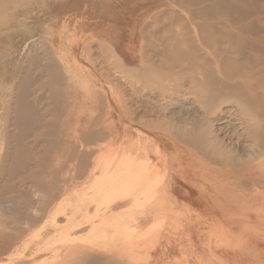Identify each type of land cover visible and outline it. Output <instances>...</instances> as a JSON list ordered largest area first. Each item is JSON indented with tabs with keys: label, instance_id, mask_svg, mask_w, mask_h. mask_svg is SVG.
I'll use <instances>...</instances> for the list:
<instances>
[{
	"label": "bare ground",
	"instance_id": "bare-ground-1",
	"mask_svg": "<svg viewBox=\"0 0 264 264\" xmlns=\"http://www.w3.org/2000/svg\"><path fill=\"white\" fill-rule=\"evenodd\" d=\"M18 1L0 264H264V0H128L123 27L117 0H86L111 21Z\"/></svg>",
	"mask_w": 264,
	"mask_h": 264
},
{
	"label": "rangeland",
	"instance_id": "rangeland-1",
	"mask_svg": "<svg viewBox=\"0 0 264 264\" xmlns=\"http://www.w3.org/2000/svg\"><path fill=\"white\" fill-rule=\"evenodd\" d=\"M10 3L12 2V0H9ZM120 3V8H122L123 11V16H120L116 14V11L112 10L111 8L105 7L99 3H94V4H89L86 0H65L64 3H60V4H56L55 3V9L58 10L57 14H60V20L62 21V19H67L70 15L68 13H65L67 11V9H75V11H80L81 15H83V17H87V18H91L92 16H97L98 18H102V19H107L108 20H113V18L115 16H117L116 18V24H118L120 27L126 26L129 22V13H130V5L128 0H117ZM19 2L20 0L15 4L16 6H19ZM119 7V4H118ZM3 9V8H2ZM86 9V11H85ZM6 13V18H8L10 15H12V12L14 11V9L12 8V5L10 4L8 7L5 6L4 9ZM29 10V9H28ZM10 13V14H9ZM116 14V15H115ZM19 16V14H18ZM30 17V14H29ZM20 18L23 19V17L20 15ZM140 25H142V21L140 23ZM25 28H28L30 30V34H33L32 32H34V29H31L30 27H27L25 25ZM23 28V29H25ZM22 29V30H23ZM21 31L13 38V42L10 48V54L8 55V57L6 56V69L11 70L14 66V62L16 64H21L23 61L27 60V56L29 54L28 51H30V47H31V39L32 37L35 38L33 35L29 36L27 35V39L24 40V42H19L18 41V36L21 37ZM26 38V37H25ZM140 39V38H139ZM20 45V46H19ZM11 57H13L14 62L11 63ZM108 58V57H107ZM8 60V61H7ZM128 60L124 59V64L126 66H130L129 62H127ZM8 65V66H7ZM10 65V66H9ZM10 68V69H9ZM31 145H35V142H31Z\"/></svg>",
	"mask_w": 264,
	"mask_h": 264
}]
</instances>
